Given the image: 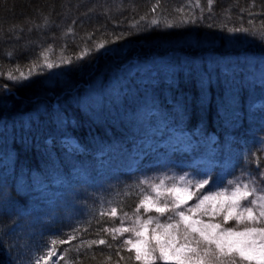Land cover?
<instances>
[{"label":"trees","instance_id":"obj_1","mask_svg":"<svg viewBox=\"0 0 264 264\" xmlns=\"http://www.w3.org/2000/svg\"><path fill=\"white\" fill-rule=\"evenodd\" d=\"M156 3L0 0V264H34L53 249L48 264H134L103 230L133 214L140 180L177 170L226 183L264 171V42L228 31L259 29L264 0H214L211 11L207 0H160L153 13ZM189 14L196 22L181 23ZM49 46L59 76L41 67L23 86L7 78L43 64ZM86 46L82 60L61 62ZM138 61L148 66L132 70Z\"/></svg>","mask_w":264,"mask_h":264},{"label":"snow or ice","instance_id":"obj_2","mask_svg":"<svg viewBox=\"0 0 264 264\" xmlns=\"http://www.w3.org/2000/svg\"><path fill=\"white\" fill-rule=\"evenodd\" d=\"M213 3L214 0H207L209 11ZM189 6L201 7L199 0ZM159 7L160 0H157L151 11L155 13ZM177 11L183 14L184 8ZM146 19L147 16L140 17V20ZM189 22L195 23V17L189 14L188 18H184L182 15L181 23ZM157 24L158 19L154 16L151 25ZM138 25L139 21H134L130 27L141 31ZM166 26L172 27L173 24L168 21ZM228 31L259 35L264 42V24L259 29L240 27ZM72 33L73 29L69 27L64 35ZM121 38L122 36L116 37ZM106 43L110 41L97 43L94 49L103 48ZM50 48L51 46L40 53L43 64L34 62L27 72L20 71L17 67L15 71L19 74L15 75L10 71L7 78L23 86L30 82L39 68L56 67L57 65L49 62L47 53ZM94 49L86 46L74 58H65L61 62L72 64L74 60L80 61ZM11 55L10 52L9 56ZM261 150L264 151V145ZM261 163L264 161L257 158V170ZM156 179L158 182L140 180L136 185L139 202L133 210V215L125 213L124 219H121V227L103 230L111 234L113 240L125 233L132 234L133 238L125 239L124 245L127 246L126 250L133 254L129 259H132L134 264H264V171H260L259 177L242 171L226 183L223 178L213 182L189 173L179 176L162 174ZM212 188L217 190L211 191ZM190 201L194 203L190 204ZM108 215L117 217L118 209L111 208ZM145 216L147 218H144ZM125 219L131 221L128 226H123ZM230 224L232 226H229ZM73 239L75 237L70 235L68 241L61 243H68ZM106 243V240L100 239L90 241L88 246ZM76 250L79 251V246ZM55 254L54 249L49 250L46 256L36 258L34 264H41L42 260L44 264H48Z\"/></svg>","mask_w":264,"mask_h":264},{"label":"rangeland","instance_id":"obj_3","mask_svg":"<svg viewBox=\"0 0 264 264\" xmlns=\"http://www.w3.org/2000/svg\"><path fill=\"white\" fill-rule=\"evenodd\" d=\"M209 60H211V59H216V60H220V61H231L232 63L233 62H237L239 59H238V56L237 55H233V57H231V58H229V57H227V56H222V57H220V56H214V55H211V56H209V57H207ZM243 57H240V59H242ZM163 59V58H162ZM229 59V60H228ZM256 63V62H255ZM138 66H135V67H132V70H136V69H138V67H141V66H148V62H139L138 61ZM58 68L59 67H56V68H54V70L53 71H51V73H53L55 76H59L60 74H59V72H60V70H58ZM256 69H257V71L258 72H256L257 74H258V79L259 80H261V82H264V63L262 64V62L260 61L259 62V65L256 67ZM132 72V71H131ZM19 74V73H18ZM17 74V75H18ZM36 77H38V75H34V78H36ZM31 80H32V77H31ZM143 81H146V78L145 79H143ZM82 99H84V98H82ZM37 108H38V110L40 109V108H42V109H45V105L44 104H42V103H39V105L37 106ZM148 119V118H147ZM150 120V119H149ZM151 121V120H150ZM147 122H149V121H147ZM152 122V121H151ZM155 122H157L156 123V127L158 128V129H160L161 127H164L165 126V124H166V120L164 119V117H159V119L158 120H156ZM173 134H174V136L175 137H181L182 136V133H181V131H179V130H176L175 129V131L173 132ZM162 174H167V175H176V176H179V175H183V173L182 172H180V171H177V170H170V171H166V172H164V173H162ZM160 175H155V174H151V175H148V176H146L144 179H147V180H149V181H153V182H158V180L156 179L157 177H159ZM221 187H223L222 185H221ZM211 191H216L217 189L216 188H212V189H210ZM206 194V193H205ZM190 204L191 203H194V201H190L189 202ZM247 206V205H246ZM133 215V214H132ZM150 215H155V213H150ZM124 217L125 216H120V219H119V223H118V226L117 227H121V219H124ZM144 218H147L146 216L144 217ZM163 219V218H162ZM131 223V221H129V220H126L125 219V221H124V225L123 226H128L129 224ZM234 223V222H233ZM229 226H232V224H230ZM116 227V228H117ZM118 239H120L123 243H124V240L125 239H128V238H133L132 237V234L131 233H125V234H123V236H118L117 237ZM126 246V245H125ZM126 248H127V246H126Z\"/></svg>","mask_w":264,"mask_h":264}]
</instances>
